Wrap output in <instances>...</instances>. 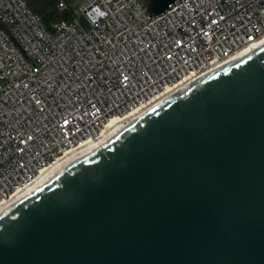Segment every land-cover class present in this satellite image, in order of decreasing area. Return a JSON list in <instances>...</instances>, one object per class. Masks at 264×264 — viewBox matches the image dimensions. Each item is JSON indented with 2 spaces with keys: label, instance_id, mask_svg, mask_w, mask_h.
I'll return each instance as SVG.
<instances>
[{
  "label": "water",
  "instance_id": "95a60500",
  "mask_svg": "<svg viewBox=\"0 0 264 264\" xmlns=\"http://www.w3.org/2000/svg\"><path fill=\"white\" fill-rule=\"evenodd\" d=\"M0 264H264V43L2 215Z\"/></svg>",
  "mask_w": 264,
  "mask_h": 264
},
{
  "label": "built area",
  "instance_id": "2783aa9c",
  "mask_svg": "<svg viewBox=\"0 0 264 264\" xmlns=\"http://www.w3.org/2000/svg\"><path fill=\"white\" fill-rule=\"evenodd\" d=\"M57 0L46 27L0 0V203L114 119L148 109L264 37V0ZM67 15V16H66Z\"/></svg>",
  "mask_w": 264,
  "mask_h": 264
},
{
  "label": "bare ground",
  "instance_id": "6f19581e",
  "mask_svg": "<svg viewBox=\"0 0 264 264\" xmlns=\"http://www.w3.org/2000/svg\"><path fill=\"white\" fill-rule=\"evenodd\" d=\"M264 43V37L252 44L251 46L243 49L242 51L235 54L232 58L228 59L224 63L217 64L208 71H206L203 75L199 78L185 84L183 86H179L178 88L174 89L171 93H169L165 98L162 100L154 103L148 109L130 114L125 118L121 119H114L110 121L104 128L100 138L98 140L87 141L81 147L77 149H72L68 151L64 156L59 158L55 163L51 166L47 167L46 169L42 170L40 174L35 178V180L27 185L25 188L16 191L12 196L11 199L5 203H0V217L14 208L23 200L29 198L30 196L36 194L39 190L44 188L48 185L52 180L58 177L60 174L68 170L70 167L78 163L80 160L90 156L91 154L95 153L97 150L101 149L103 146L108 144L111 140H113L116 136H118L121 132H123L126 128L143 118L146 114L151 112L153 109L159 107L166 101L173 98L187 86L193 84L194 82L200 80L201 78L207 76L208 74L214 72L215 70L221 68L222 66L228 64L229 62L235 60L236 58L242 56L243 54L249 52L250 50L256 48L257 46Z\"/></svg>",
  "mask_w": 264,
  "mask_h": 264
},
{
  "label": "trees",
  "instance_id": "16d2710c",
  "mask_svg": "<svg viewBox=\"0 0 264 264\" xmlns=\"http://www.w3.org/2000/svg\"><path fill=\"white\" fill-rule=\"evenodd\" d=\"M146 2L150 4V0H146ZM28 3L29 6L40 15L46 27L51 26L56 20L59 21L65 17V15L57 11V0H28Z\"/></svg>",
  "mask_w": 264,
  "mask_h": 264
},
{
  "label": "rangeland",
  "instance_id": "374dc122",
  "mask_svg": "<svg viewBox=\"0 0 264 264\" xmlns=\"http://www.w3.org/2000/svg\"><path fill=\"white\" fill-rule=\"evenodd\" d=\"M85 0H75L74 3V7H73V15L76 16V18L80 21V23L82 24V26L84 28H88V24L84 18V16L81 14V12L79 11V6L84 2ZM142 2H144L145 4L149 5L148 2H146V0H141ZM151 2V0H150ZM65 19V18H63ZM57 21V20H56ZM50 28V26H47Z\"/></svg>",
  "mask_w": 264,
  "mask_h": 264
}]
</instances>
